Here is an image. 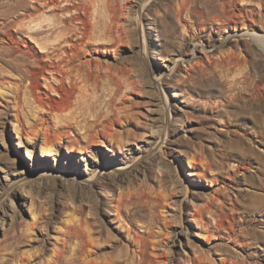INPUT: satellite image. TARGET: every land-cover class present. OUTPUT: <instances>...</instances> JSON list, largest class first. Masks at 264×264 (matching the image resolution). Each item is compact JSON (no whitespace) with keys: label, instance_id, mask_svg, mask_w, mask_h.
I'll return each mask as SVG.
<instances>
[{"label":"rangeland","instance_id":"1","mask_svg":"<svg viewBox=\"0 0 264 264\" xmlns=\"http://www.w3.org/2000/svg\"><path fill=\"white\" fill-rule=\"evenodd\" d=\"M138 1L117 3L121 41L118 25L114 34L106 31L109 14L104 9L96 6L92 15L96 21L104 15V36L94 38L101 42L99 56L117 68L116 80L104 78V99L123 88L116 96L121 116L116 126L95 127L88 135L74 130L78 143L70 131V137L60 138L62 131L51 127L52 121L28 128L36 118L26 109V131L17 137L15 102L9 94L0 95V213H6L0 224V264H129L133 250L143 264H159L156 255L162 250L152 245V237L163 238L165 228L177 231L176 242L174 233L168 238L172 264H182L183 255L191 256L197 244L211 250L216 264H264V52L250 36L264 34V0H225L226 8L224 0H146L142 10ZM124 3L129 6L125 10ZM31 4L0 0V32L18 29V36L29 42L28 34L40 37L41 28L11 25ZM191 7L207 10L205 18L190 14ZM223 9H240L242 15L222 24L215 15ZM137 28L146 35L150 76ZM10 60L0 44V62ZM247 72L251 80L245 85L240 82ZM12 78L10 84H15L17 74ZM253 82L263 86L260 94L253 91ZM95 132L100 135L92 136ZM32 134L33 142L28 139ZM41 139L53 146L45 155L44 174L35 170ZM105 160L114 167L128 166L116 172L119 183L103 178L87 182ZM205 162L212 164L210 170ZM242 165L246 168L233 176ZM21 166L25 177L18 174ZM182 182L189 190L185 198ZM75 189L77 196L70 200ZM181 199L191 212L193 204L201 208L224 202L229 208L234 199L230 212L235 222L216 225L213 211L203 208L201 228L189 214L179 217L175 207ZM180 221L189 235L179 232ZM139 259L136 255L134 262Z\"/></svg>","mask_w":264,"mask_h":264},{"label":"bare ground","instance_id":"2","mask_svg":"<svg viewBox=\"0 0 264 264\" xmlns=\"http://www.w3.org/2000/svg\"><path fill=\"white\" fill-rule=\"evenodd\" d=\"M31 1L34 2V4H31L30 7L24 8L23 15H20L15 19L13 18L11 25L12 27H16V25L20 24L21 26L25 22L24 26H26V30L41 28L43 32L40 33V37H33L28 34V37L31 40V42H29L27 39H24V37L20 38L18 36V34L20 33L18 29L13 30V28H11L0 32V44L5 49V51L9 52L11 59L7 62H0V95L3 96L5 94H9V100L11 102H15V108L17 112L15 111L16 114L14 115L12 120V126L15 131V135L17 137H20L24 134V131H26V123H24L23 120L25 116L29 115L27 112H23L26 109L28 112L32 113V117L36 118L32 124L28 125V128L33 129V127L37 124H44L52 121L53 125L51 127H56L57 130L62 131H60V138L66 137L67 135L70 137V135L68 134V131H70L72 136H74V140L78 143H80V138L77 134L74 133V130H84L85 132H89L95 127L104 128V126L107 125L116 126L117 117H121L118 116L120 109L116 105V103L118 102H116V96L117 94H119V92L121 93V90L123 88L120 87L122 88L120 89V91H118L119 89L113 91V89V93L110 90L112 94L109 95V98L107 100L104 99V78L110 79L109 81L116 80L115 75L117 74V68L116 66H114L113 62L104 60V54L103 57L99 56L101 54L99 53L101 42H96V40L94 41V38L95 34L97 33L99 34V37L104 36V15L102 18H100L101 21H96L95 18L92 17V15H94L95 13L94 8H96V6H100L102 9H104V12L109 14V23H106L108 25L106 27V31L114 34V28L116 27V25H118V39L120 41L123 40L121 21L116 20L117 12L115 11L118 9H116V6L119 7L117 5L119 0ZM194 1L195 0H193L192 2ZM231 1L235 0H230V2ZM145 3H147L146 0H139L138 9L142 10ZM226 5L228 6L226 1H222V7L226 8ZM128 7V4L124 3L122 9L125 10ZM205 7L207 8V4H205L204 8ZM201 9L191 7V9H189V12L197 18H205V11L207 10L204 11ZM239 11L240 9H237V11H234L233 9V12L232 10L228 11L226 9H223V14L215 15V19H217L222 24L235 22L240 17V15H242V12ZM119 12V14L121 15L124 14V12L121 13L120 10ZM135 36L138 44L141 45L142 43V46L144 48L142 57L146 59V35L144 31L141 32V30L137 28ZM250 36L252 37V40L258 45V47L264 52V34L250 33ZM147 59L142 63L146 66L145 74H148L150 76V69ZM249 73L245 74L243 78H241L242 80L240 79V83L246 85V83L251 80ZM14 74H17V78L14 79L15 84H10L12 82V77ZM151 80L155 79L150 78L149 82ZM126 85L130 86L129 83H127ZM120 86L122 85L120 84ZM253 87L255 88V90L253 91H256L258 94L262 92L260 90L263 89V86L259 85L258 82H253ZM163 94V105H165L164 107H166V117L169 120L171 112L168 95H166L165 91H163ZM8 105V102H6L5 106L8 107ZM104 105L107 106V111L104 110ZM114 107L115 109L117 107L118 111H116ZM20 108L21 110L19 111ZM35 110H38V114H35ZM99 132H95V134H92V136L95 135L98 137L100 135ZM86 136L83 137V139L86 138ZM92 136H90V138ZM34 137V134H32V136H29L28 139L33 142ZM49 144L50 143L46 140L41 139V143L39 145V152L41 153L40 162L37 168H35L37 173L44 174L48 172V168H46L45 164L47 161L45 155H49L53 148V146H49ZM28 157L32 158L30 154H28ZM192 157L190 161H193ZM30 162L32 165L33 161L31 160ZM210 165L212 164L208 162L206 169H209ZM159 167L164 168L162 165H160ZM192 167L198 169L201 174L202 171L198 165L192 164ZM244 168H246L245 165L236 167L232 175L234 176L236 172L242 171V169ZM125 169H128L127 165L114 167L112 164H110L109 161H100V163L96 166V172L90 175L87 182H90L93 179L101 180L103 178L112 180L117 184L121 179H118L116 177V172L118 173L124 171ZM18 170V174H20L21 177H25V175L27 174L25 167H18ZM172 173H177V169L174 168L172 170ZM77 192L78 190L76 189L72 190V193L70 194V200L76 198ZM104 192L106 191L104 190ZM181 192L183 193V198H185L189 193L188 186L185 182L183 183V189L181 190ZM127 195L128 194H126L125 196ZM125 198H127L128 200V197ZM233 200L230 199V203H232V206L229 208H227V205L224 202H222L221 204H215L214 202L208 203L201 208H198V206L193 204L194 211L191 212L188 210V205L184 204L182 202L183 199H181L177 201V205L175 208L179 214V217L182 213L189 214V218L193 220L199 227H201L202 225V223H200V219L202 218V215H204L201 213L203 208H205L206 210L211 209V211H213V220H215V224L217 223L222 227L225 221L231 224L235 222V216H233L230 212L233 210V202H235ZM14 204L11 205L13 209V211L10 213L11 217L14 215V209H16V205L14 206ZM169 204L172 205L171 203ZM110 207L108 211H110ZM5 220L6 213L1 212L0 224H2ZM178 227L179 232L183 233L184 236L186 234L189 235L190 230L186 224H183L180 221V225ZM169 229L165 228L163 232V238H160V236L158 235L152 237L153 240L155 239L152 245L155 248L162 250L161 253L159 252L160 254L156 255L157 263L159 264H172L173 252L171 251L172 249H170L171 247L168 246V238L170 236V232L174 233L173 237H171V240L172 242H176L175 237L177 231H169ZM203 233L206 232L204 231ZM136 242L138 243V241ZM178 242L179 244H182L181 240ZM201 246L202 244H200V246L198 244L194 246L195 250L192 252L191 256L183 255L182 264H216L210 256L211 250L208 249L204 251L203 247ZM135 251L136 250H133V254L129 264H143L141 254H136ZM136 255L140 257L138 262H134Z\"/></svg>","mask_w":264,"mask_h":264}]
</instances>
